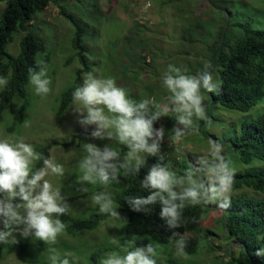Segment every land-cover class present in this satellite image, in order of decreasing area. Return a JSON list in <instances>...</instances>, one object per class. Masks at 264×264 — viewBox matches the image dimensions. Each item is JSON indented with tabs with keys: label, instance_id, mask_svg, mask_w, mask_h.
I'll list each match as a JSON object with an SVG mask.
<instances>
[{
	"label": "rangeland",
	"instance_id": "rangeland-1",
	"mask_svg": "<svg viewBox=\"0 0 264 264\" xmlns=\"http://www.w3.org/2000/svg\"><path fill=\"white\" fill-rule=\"evenodd\" d=\"M60 6L84 27L83 43L87 47L86 58L91 66L83 73V78L88 72L97 78L111 77L116 80L117 86L127 90L131 99H152L164 104L169 93L163 87L162 77L168 65L195 76L203 71L205 63L210 62L213 80L219 85V71L223 67L221 51L217 49L220 42L226 51L224 53H229L245 26L261 28L264 0H52L42 12L35 13L28 29L36 30L45 41V53H37L35 58L37 62L44 63L45 56H49L46 64L51 80L50 92L37 95L28 81L27 103L22 108L23 99L14 96L0 121V139L23 137L36 152V147L48 146L43 158L62 164L64 175H49L46 179L60 188L70 206L67 221L76 223L98 206L91 199L96 192L107 190L113 197L126 178L121 171L119 182L113 181L106 189L99 182L95 185L78 183L81 175L79 162L85 155L84 144L94 143L101 148L113 146L122 156L127 147L108 139H92L90 133L95 126H89L85 131L78 123L72 102L64 112L56 113L57 96L72 82L76 70L81 68L71 47L74 27L60 12ZM24 34L21 30L13 31L7 44L11 54L18 53ZM215 91L209 93L202 90L206 119L194 118V129L188 130L180 140L174 136V114L169 113L154 124L155 128H164L161 151L167 157L170 170L178 176L195 164L198 156L208 152L209 140L223 145L222 154L231 161L235 174L253 167H264L263 159L252 158L249 163L241 162L232 145L239 136L242 122L253 120L264 112V97L243 112L213 103L212 94ZM77 130L83 132L72 140ZM70 141L68 146H63V142ZM42 166L43 159L39 167ZM84 188L87 191H83ZM241 194L264 198V193L241 187L232 189L230 199ZM219 204L220 201H216L186 207L184 210L191 213L184 216L185 231L176 234L169 244L155 243L148 236L122 239L125 217L120 215L119 219L107 216L93 229L65 230L53 247L62 256L72 253L70 264H99L107 253L119 251L111 243L112 238H116L121 245L126 241L136 246L152 243L157 248V264H168L171 257L183 263L219 264L222 257L227 259V248L232 246V242L224 238ZM17 239V244L0 243V264H51L48 244L32 236L24 238L17 234ZM178 240L184 243L193 241L197 245L196 252L177 255Z\"/></svg>",
	"mask_w": 264,
	"mask_h": 264
},
{
	"label": "clouds",
	"instance_id": "clouds-1",
	"mask_svg": "<svg viewBox=\"0 0 264 264\" xmlns=\"http://www.w3.org/2000/svg\"><path fill=\"white\" fill-rule=\"evenodd\" d=\"M212 64L205 63L197 75H187L181 68L168 65L162 77L163 87L169 95L167 103L158 104L152 99L136 101L128 96L127 90L117 86L114 78H97L93 73L84 75L81 86L72 92L73 111L78 123L91 131L92 139H108L127 147L121 155L113 146L103 148L94 143H85V155L79 162L81 175L78 183L99 182L105 189L113 181L119 182L123 171L125 176L136 175L146 164V157H158L141 181V187L149 192L147 196L136 195L127 198L132 211H151L152 205H160V218L169 230L177 229L184 222L183 210L188 206L220 201L219 207H227L233 189L235 169L223 155V145L209 140L205 155L198 156L195 164L178 176L163 163L161 142L164 128L154 124L169 113L175 115L174 136L183 138L188 130L194 129L196 120L206 119L202 90L214 92L218 83L213 80ZM37 69L29 68V82L37 95L50 92L48 65L37 62ZM8 80L0 76V87H6ZM107 110V111H105ZM41 154L23 137L0 139V243L17 244V234L30 236L48 244L51 264H70L73 254L61 253L53 247L57 238L66 230L65 223L58 217L67 214L69 205L60 188L46 179L49 175H64L62 164L51 158H43V166L33 170L34 162L41 160ZM83 191H87L84 188ZM99 212L112 218L121 216L114 207V199L107 190L96 192L92 197ZM111 243L119 251H112L99 264H157V248L148 243L136 246L126 241L123 245L116 238ZM177 255L186 256L185 243L178 240ZM264 256V248L255 253Z\"/></svg>",
	"mask_w": 264,
	"mask_h": 264
},
{
	"label": "trees",
	"instance_id": "trees-1",
	"mask_svg": "<svg viewBox=\"0 0 264 264\" xmlns=\"http://www.w3.org/2000/svg\"><path fill=\"white\" fill-rule=\"evenodd\" d=\"M52 0H0V76L8 80L6 87H0V121L4 111L11 104L14 96L23 99L27 103L26 85L29 81V68L37 69L36 54L45 53L44 39L36 30L28 29L35 13L42 12ZM58 3V2H57ZM60 12L69 20L74 33L71 39L73 56L76 57L81 68L76 70L73 80L64 87L56 98V113L64 112L72 102V92L83 83V73L90 68L87 61V47L83 43L84 27L73 16L66 14L60 6ZM25 32L19 44L16 55L7 50V44L12 38L13 31ZM240 37L231 46L229 53L223 47V43L217 48L220 50V58L223 67L219 71L220 83L215 93L212 94V102L227 109L248 111L264 97V22L261 28L245 26L241 30ZM223 47V48H222ZM223 50V51H222ZM45 64L49 56H45ZM68 59V61H70ZM83 131L77 130L71 139L81 136ZM70 142H63L68 146ZM53 144V143H52ZM55 144V143H54ZM239 160L249 163L252 158L264 160V112L253 120L243 121L239 136L232 143ZM47 145L38 146L36 150L41 154V160L35 162L33 170L38 168L46 152ZM163 163L170 168L167 157L163 151ZM158 157H146V164L136 175H128L124 179L119 191L113 196L114 207L120 215H124L122 239L131 240L135 236H148L155 243L169 244L172 238L183 231L185 225L177 229L169 230L165 222L160 218V205L150 206L151 211H132L127 198L130 196H147L149 192L141 187V181L149 168L158 162ZM248 187L256 192L264 193V167H253L243 173L234 175L233 189ZM222 208V207H221ZM221 222L225 240L232 242L227 248V259L219 264H264V256H257L256 250L264 248V198L240 195L229 200L227 207L222 208ZM187 210H183V216H187ZM109 216L99 212V206L93 208L88 216L76 223L67 221V214L58 217L66 222V231L93 229L97 224ZM2 227V226H0ZM234 245V246H233ZM236 248V250H232ZM197 245L193 241L185 242L186 254L196 252ZM99 252V251H98ZM168 264H200L196 262L183 263L171 257ZM40 264H48L43 262Z\"/></svg>",
	"mask_w": 264,
	"mask_h": 264
}]
</instances>
